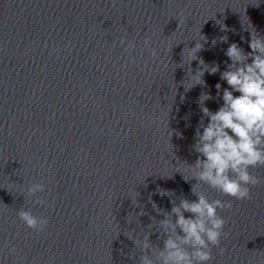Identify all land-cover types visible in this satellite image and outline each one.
I'll return each mask as SVG.
<instances>
[{
	"label": "clouds",
	"instance_id": "1",
	"mask_svg": "<svg viewBox=\"0 0 264 264\" xmlns=\"http://www.w3.org/2000/svg\"><path fill=\"white\" fill-rule=\"evenodd\" d=\"M256 32L255 28L251 32L249 52H245L235 42L229 44L224 54L230 63L226 64V70L223 72H220L218 64L210 66L198 56L204 48L201 42H196L194 47L183 49L190 61L187 76L191 81L187 88L183 84L185 91L196 85L204 86L205 72H219L220 79L226 81L228 87L222 89L220 83L215 85L218 97L222 89L223 101L216 111L205 106V102L213 97L208 93H201L199 97L203 115L192 146L198 155L194 163L182 162L183 171L187 173L183 175L184 180L196 181L191 185V193L197 199L190 200L183 196L177 202L173 199V191L157 189L161 196L172 197L171 210L161 209L150 200L155 211L163 218L152 217V223L147 228L158 226L159 230L142 237L133 230L128 232L126 236L140 252L138 260L136 255L129 254L135 264H210L213 260V247L218 248L221 255L225 251L220 245L221 238L227 235V220L220 212L231 209L233 201L250 200L251 189L264 183V179L250 171L264 167V36L256 35ZM206 40L201 34L200 41ZM220 40L227 43L228 37H220ZM119 43L125 45V51L129 53L136 47L135 39L126 42V38L122 37ZM215 43L214 39L212 44ZM143 46L150 50L154 61L159 58L160 53L152 47L150 36L144 38ZM195 60H199V64L193 70L191 63ZM204 118L208 120L206 124ZM166 127L168 128V121ZM171 135L170 131L169 136ZM177 172L180 173L179 170ZM209 189L229 199H211ZM26 191L27 197L31 198L38 192H44L45 186L33 182L27 186ZM35 203L42 205L45 201L37 198ZM134 204H137V201ZM132 214L129 213L128 216ZM145 214L141 208L138 215ZM17 216L27 228L36 232H42L48 225L47 218L33 215L31 210L21 208ZM153 220L156 221L155 225ZM153 234H158L157 240L162 241V246L152 242L150 237ZM9 252L14 253L15 248Z\"/></svg>",
	"mask_w": 264,
	"mask_h": 264
}]
</instances>
